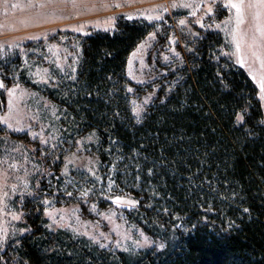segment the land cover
Wrapping results in <instances>:
<instances>
[{"label": "trees", "instance_id": "obj_1", "mask_svg": "<svg viewBox=\"0 0 264 264\" xmlns=\"http://www.w3.org/2000/svg\"><path fill=\"white\" fill-rule=\"evenodd\" d=\"M153 28L146 20L122 19L113 32L82 37L72 78L38 90L66 108L77 127L97 132L98 153L115 168L112 177L144 197L134 217L162 235L164 246L102 247L50 228L33 202L25 215L30 230L7 243L0 264H264L258 88L224 53L221 33L201 31L190 37L172 81L161 83L137 120L126 64Z\"/></svg>", "mask_w": 264, "mask_h": 264}, {"label": "rangeland", "instance_id": "obj_2", "mask_svg": "<svg viewBox=\"0 0 264 264\" xmlns=\"http://www.w3.org/2000/svg\"><path fill=\"white\" fill-rule=\"evenodd\" d=\"M122 19L154 25L126 64L137 120L161 83L172 81L191 36L220 32L228 56L246 32L252 45H264V0H0V253L30 230L25 215L33 202L50 228L102 247L164 246L162 235L134 217L144 197L112 177L97 132L77 127L66 108L38 90L72 78L82 37L113 32Z\"/></svg>", "mask_w": 264, "mask_h": 264}, {"label": "crops", "instance_id": "obj_3", "mask_svg": "<svg viewBox=\"0 0 264 264\" xmlns=\"http://www.w3.org/2000/svg\"><path fill=\"white\" fill-rule=\"evenodd\" d=\"M243 37L244 43L236 49L232 46L230 56L246 71L257 86L264 114V45H252L250 33H244ZM263 39L264 37L261 36V40Z\"/></svg>", "mask_w": 264, "mask_h": 264}]
</instances>
